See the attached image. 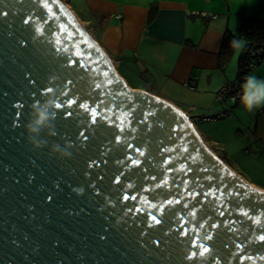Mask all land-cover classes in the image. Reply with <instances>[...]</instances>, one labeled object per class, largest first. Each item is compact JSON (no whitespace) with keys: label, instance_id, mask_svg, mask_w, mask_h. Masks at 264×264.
Instances as JSON below:
<instances>
[{"label":"water","instance_id":"obj_1","mask_svg":"<svg viewBox=\"0 0 264 264\" xmlns=\"http://www.w3.org/2000/svg\"><path fill=\"white\" fill-rule=\"evenodd\" d=\"M49 88L56 135L32 150ZM261 235L264 190L189 115L128 86L59 0H0V264H264Z\"/></svg>","mask_w":264,"mask_h":264},{"label":"crops","instance_id":"obj_2","mask_svg":"<svg viewBox=\"0 0 264 264\" xmlns=\"http://www.w3.org/2000/svg\"><path fill=\"white\" fill-rule=\"evenodd\" d=\"M216 1L83 0L82 5L84 19L92 23L99 45L116 63L117 71L120 65H127L133 84L118 73L128 86L151 92L179 107L191 117L205 143L215 151L222 145L223 155H218L231 169L264 190L252 182L250 171L239 166L236 155L228 152L222 141V129L235 124L236 133L254 149L246 159H264V107L249 113L239 102L216 99L219 88L238 75V57L235 63H218L224 32L234 31L237 23L229 25V15L222 7H214ZM137 63L142 65L141 70ZM251 74L264 79V65ZM221 111L227 114L220 119L227 118L221 122L208 120L216 121L217 126L205 136L198 122L204 121L203 116Z\"/></svg>","mask_w":264,"mask_h":264},{"label":"rangeland","instance_id":"obj_3","mask_svg":"<svg viewBox=\"0 0 264 264\" xmlns=\"http://www.w3.org/2000/svg\"><path fill=\"white\" fill-rule=\"evenodd\" d=\"M64 6H67L68 9L72 12L74 17L77 19V21L83 26V28L87 31V33L92 36L96 42H98V38L96 35V31L93 30V26L91 22H86L84 19V10L85 7L83 6V0H59ZM128 2L132 1H143V0H126ZM153 1V0H149ZM83 4V5H82ZM215 8L222 7L224 9L225 14L229 15V25L233 26L234 24L239 23V20L243 17H253L258 18L261 20H264V0H217L214 3ZM238 21V22H237ZM94 22V20H92ZM232 33H236V29L234 31H231ZM237 41L240 42L239 46H234V49L227 61L226 64H228L230 61L231 63H235L236 59L238 57L239 52H241L242 46L244 44V39L239 37ZM114 62V61H113ZM115 67L116 63L114 62ZM264 65V61H261L259 64H257L254 68L251 69L250 74L257 69L258 66ZM127 65H120L118 67V71L120 74H122L123 77L127 80V82L131 85L133 84V80L130 78V73L128 72ZM137 69L141 70V66L137 63ZM117 70V68H116ZM128 85V84H127ZM132 88V87H131ZM229 117V116H228ZM227 117L223 118L222 120H225ZM218 122H221L222 120L218 118ZM216 121H201L198 122V128L203 132V134L206 136L209 132H213L214 128L217 126ZM200 126V127H199ZM221 132L222 141L227 144L230 153L236 155L235 157L239 161V166H241L242 169H247L250 172H248L251 177L253 178V181L255 184L261 185L264 187V159L263 161H256V160H249L246 159V157H250L253 154L252 147H250L240 135L236 133V125L232 124L225 128H223ZM207 144V143H206ZM208 145V144H207ZM209 146V145H208ZM210 147V146H209ZM211 148V147H210ZM216 151L213 150V152L219 156L218 154L223 155L224 148L221 146L216 147ZM259 152V151H258ZM239 158V159H238ZM248 177V174L246 175Z\"/></svg>","mask_w":264,"mask_h":264},{"label":"clouds","instance_id":"obj_4","mask_svg":"<svg viewBox=\"0 0 264 264\" xmlns=\"http://www.w3.org/2000/svg\"><path fill=\"white\" fill-rule=\"evenodd\" d=\"M231 43L237 47L240 44L236 40ZM239 103L249 113L264 107V79H259L254 74H248L240 85ZM60 107L53 89H48L43 95L42 103L35 101L31 106L28 123L24 127L27 133V142L31 145L32 150L48 146L47 140L41 139L42 133L49 137L56 135L54 121L57 117V109ZM70 148V144L61 147L60 144L54 143L50 147V153L61 159L71 158L72 152L68 150Z\"/></svg>","mask_w":264,"mask_h":264},{"label":"trees","instance_id":"obj_5","mask_svg":"<svg viewBox=\"0 0 264 264\" xmlns=\"http://www.w3.org/2000/svg\"><path fill=\"white\" fill-rule=\"evenodd\" d=\"M152 10H150V13ZM151 14H149L150 16ZM241 37L244 39L245 46H254L257 48L260 55V61H264V20L258 18L244 17L240 19L239 24L236 28V33H232L229 30L224 32L220 50L218 52V63L219 66H223L227 63L234 45L231 43ZM241 49L238 56V75L242 72L243 65H245L247 57L245 52Z\"/></svg>","mask_w":264,"mask_h":264},{"label":"built area","instance_id":"obj_6","mask_svg":"<svg viewBox=\"0 0 264 264\" xmlns=\"http://www.w3.org/2000/svg\"><path fill=\"white\" fill-rule=\"evenodd\" d=\"M247 57L245 65H243L242 72L236 76L230 83L225 84L219 88L216 93V99L218 101L227 99L231 103L239 102L240 85L243 83L244 78L250 73L251 69L254 68L260 61V55L257 48L254 46H245L242 49ZM227 111L214 112L211 115L203 116L201 119L204 121L215 120L225 116Z\"/></svg>","mask_w":264,"mask_h":264},{"label":"snow or ice","instance_id":"obj_7","mask_svg":"<svg viewBox=\"0 0 264 264\" xmlns=\"http://www.w3.org/2000/svg\"><path fill=\"white\" fill-rule=\"evenodd\" d=\"M109 83H111V81H109ZM49 90H50V88H49ZM71 103L72 102H69V104H68L69 107L71 106ZM79 107L84 108L86 111L88 110V105L87 104L79 105ZM68 115H71V112H69ZM92 115L95 116V111L94 110L92 112ZM82 139H86V137L82 136ZM141 155H143V153H141ZM134 163H139V161L138 160L134 161ZM229 195H231V193H229ZM236 195H239V193H236ZM49 199H50V197H49ZM125 199H127V197H125ZM221 215H223V212L221 213ZM245 215H247V214L245 213ZM153 220L155 221V223H160V221L156 220L155 217H153ZM205 239H211V237L210 236H205ZM258 239L260 241H264V235L259 236ZM208 252H209V248L207 246H202L201 250L199 252H193L191 257H189V259H191L193 257H196V256H204ZM262 259H264V257H262Z\"/></svg>","mask_w":264,"mask_h":264},{"label":"bare ground","instance_id":"obj_8","mask_svg":"<svg viewBox=\"0 0 264 264\" xmlns=\"http://www.w3.org/2000/svg\"><path fill=\"white\" fill-rule=\"evenodd\" d=\"M65 7H67V6H65ZM68 8V7H67Z\"/></svg>","mask_w":264,"mask_h":264}]
</instances>
